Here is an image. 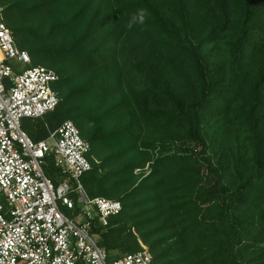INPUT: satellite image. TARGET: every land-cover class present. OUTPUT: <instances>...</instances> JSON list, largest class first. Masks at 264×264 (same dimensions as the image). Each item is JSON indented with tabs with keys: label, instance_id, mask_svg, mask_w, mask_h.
Masks as SVG:
<instances>
[{
	"label": "trees",
	"instance_id": "trees-1",
	"mask_svg": "<svg viewBox=\"0 0 264 264\" xmlns=\"http://www.w3.org/2000/svg\"><path fill=\"white\" fill-rule=\"evenodd\" d=\"M0 7L17 48L59 77V105L25 131L38 142L72 121L87 193L122 203L95 229L111 259L144 245L154 264H264V0Z\"/></svg>",
	"mask_w": 264,
	"mask_h": 264
},
{
	"label": "built area",
	"instance_id": "built-area-1",
	"mask_svg": "<svg viewBox=\"0 0 264 264\" xmlns=\"http://www.w3.org/2000/svg\"><path fill=\"white\" fill-rule=\"evenodd\" d=\"M57 73L33 66L15 45L0 7V264H154L142 245L111 259L97 227L106 228L122 203L92 198L82 177L92 170L90 144L72 121L35 142L24 119H44L59 98ZM47 158L59 170L56 185L45 173Z\"/></svg>",
	"mask_w": 264,
	"mask_h": 264
},
{
	"label": "clouds",
	"instance_id": "clouds-1",
	"mask_svg": "<svg viewBox=\"0 0 264 264\" xmlns=\"http://www.w3.org/2000/svg\"><path fill=\"white\" fill-rule=\"evenodd\" d=\"M146 18H147V13H146V10L144 9L138 10L137 13L132 16V19L136 22V24H139V25H143L146 21ZM128 27L129 29H131L132 24L129 23Z\"/></svg>",
	"mask_w": 264,
	"mask_h": 264
},
{
	"label": "rangeland",
	"instance_id": "rangeland-1",
	"mask_svg": "<svg viewBox=\"0 0 264 264\" xmlns=\"http://www.w3.org/2000/svg\"><path fill=\"white\" fill-rule=\"evenodd\" d=\"M36 122H37V120L24 119L22 121V124H23V127H24L25 130H31L35 126Z\"/></svg>",
	"mask_w": 264,
	"mask_h": 264
}]
</instances>
